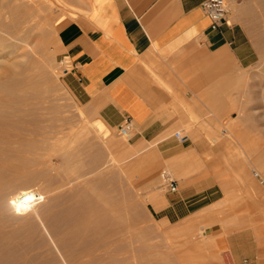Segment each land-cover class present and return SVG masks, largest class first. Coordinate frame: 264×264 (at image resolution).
I'll use <instances>...</instances> for the list:
<instances>
[{
    "label": "rangeland",
    "instance_id": "rangeland-1",
    "mask_svg": "<svg viewBox=\"0 0 264 264\" xmlns=\"http://www.w3.org/2000/svg\"><path fill=\"white\" fill-rule=\"evenodd\" d=\"M76 1L0 0V264H264V183L253 174L264 177V0H226L249 62L232 50L217 65L193 56L218 77L213 88L202 79L194 102L184 88L187 122L172 134L189 147L167 159L133 129L86 127L99 118L59 64ZM179 200L187 206L164 208Z\"/></svg>",
    "mask_w": 264,
    "mask_h": 264
},
{
    "label": "crops",
    "instance_id": "crops-1",
    "mask_svg": "<svg viewBox=\"0 0 264 264\" xmlns=\"http://www.w3.org/2000/svg\"><path fill=\"white\" fill-rule=\"evenodd\" d=\"M203 1L79 0L74 16L62 20L63 53L73 66L63 80L75 99L109 126L131 118L135 141L154 142L166 159L189 147L172 134L187 122L184 88L189 84L194 102L202 79L213 88L218 77L217 70L203 74L193 56L203 51L217 65L232 50L240 64L249 62L241 27L226 19L220 30L211 29Z\"/></svg>",
    "mask_w": 264,
    "mask_h": 264
},
{
    "label": "built area",
    "instance_id": "built-area-1",
    "mask_svg": "<svg viewBox=\"0 0 264 264\" xmlns=\"http://www.w3.org/2000/svg\"><path fill=\"white\" fill-rule=\"evenodd\" d=\"M202 9L210 20V28L214 30H220L221 25L226 22V0H204L202 2ZM59 64L63 73L72 70V61L67 54L61 56ZM132 126L133 124L131 118L125 117L122 122L117 125V132L119 135L129 138L130 131L133 129ZM174 135L179 142H184L188 137L186 133H182L179 130L175 131ZM253 174L260 183H264V177H262L257 171H254ZM160 177L164 187L168 191H177V182L168 171L162 170L160 172ZM33 199L34 201L38 199L37 193L33 195Z\"/></svg>",
    "mask_w": 264,
    "mask_h": 264
},
{
    "label": "bare ground",
    "instance_id": "bare-ground-1",
    "mask_svg": "<svg viewBox=\"0 0 264 264\" xmlns=\"http://www.w3.org/2000/svg\"><path fill=\"white\" fill-rule=\"evenodd\" d=\"M3 36V35H2ZM5 46V45H4ZM45 47V46H44ZM7 60V59H6ZM11 65V64H10ZM11 68V67H10ZM9 70V69H8ZM96 120V119H95ZM98 121H96V123H94V121L92 122V123H94V124H91V125H89V124H87V123H85V125H86V127H89L92 131H94V133L96 134V135H99V134H102L101 132H104L107 128H108V125L101 119V118H99V119H97ZM109 129V128H108ZM5 133V132H4ZM8 133V132H7ZM6 133V134H7ZM19 134H20V132H18ZM5 135V134H4ZM104 135V134H103ZM102 136V135H101ZM100 136V137H101ZM2 137V136H1ZM0 137V138H1ZM8 137V136H7ZM7 137H5V138H7ZM10 137V136H9ZM9 137H8V139H9ZM4 138V139H5ZM27 138V137H26ZM7 139V140H8ZM6 140V141H7ZM14 140V139H13ZM40 140V139H39ZM32 141V140H31ZM6 145L8 144L7 142L5 143ZM11 144V143H10ZM6 145H4V146H0V152L1 151H5L6 149H8V145L6 146ZM16 145V144H15ZM27 145V144H26ZM51 147V146H50ZM36 150L38 149L37 147L35 148ZM9 150V149H8ZM16 151V150H15ZM24 152H25V150H23ZM17 152V151H16ZM19 152V151H18ZM21 152V151H20ZM37 152V151H36ZM31 156V155H30ZM36 156V155H35ZM22 158H23V156H22ZM1 159V158H0ZM0 161H2V160H0ZM4 161H6V160H4ZM13 162V161H12ZM3 165H4V167H5V164L4 163H2ZM19 164V163H18ZM0 165H1V163H0ZM15 165H17V164H15ZM2 166V165H1ZM21 166V165H20ZM19 167V166H18ZM51 168V167H50ZM21 169V168H20ZM9 170V169H8ZM22 170V169H21ZM2 182V181H1ZM9 182V181H8ZM15 192V191H14ZM17 192V191H16ZM19 192V191H18ZM21 192H23V194L25 193V191H24V189L22 190H20V193ZM27 192V191H26ZM17 195V194H16ZM16 195H14L13 197H15ZM12 196V195H11ZM21 196H22V194H18L15 198L16 199H14V202H15V200H20L21 199ZM8 199V198H7ZM11 200V199H10ZM256 200V199H255ZM17 201H16V203H17ZM7 202V201H6ZM10 202V201H9ZM12 202V201H11ZM14 202H12L13 204H14ZM16 205V204H15ZM10 206H12V205H10ZM14 208V207H13ZM17 208V207H16ZM3 210V209H2ZM33 211V210H32ZM12 213V212H11ZM11 219V218H10ZM3 223V222H2ZM66 228V227H65ZM80 228H82V227H80ZM75 231V230H74ZM79 231V230H78ZM66 233V232H65ZM52 234V233H51ZM61 234H64V233H61ZM201 234L202 235H205V231H201ZM70 235H72V234H70ZM64 236V235H63ZM57 238V237H56ZM61 239V238H60ZM65 240H67V238H65ZM64 240H62V242H63ZM69 242V241H68ZM56 244V243H55ZM66 244V243H65ZM67 245V244H66ZM68 248V247H67ZM226 250H228V249H226ZM67 251V250H66ZM70 251V250H69ZM230 251V250H229ZM228 251V252H229ZM72 252V251H71ZM228 252H225V253H223V255H224V257L225 258H231V256H230V254H231V252H230V254L228 253ZM97 255V254H96ZM99 258H100V256H98ZM69 258V257H68ZM224 258V259H225ZM81 260V259H80ZM223 260V259H222ZM76 261V260H75ZM70 262V261H69ZM92 262H93V260H92ZM70 263H73V262H70ZM52 264V263H51ZM78 264V263H77ZM81 264V263H80ZM88 264V263H87Z\"/></svg>",
    "mask_w": 264,
    "mask_h": 264
}]
</instances>
